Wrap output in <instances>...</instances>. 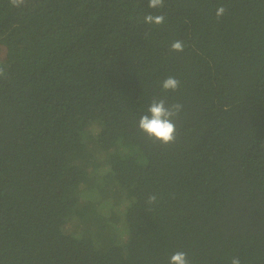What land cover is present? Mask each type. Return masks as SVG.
I'll use <instances>...</instances> for the list:
<instances>
[{
	"label": "trees",
	"instance_id": "trees-1",
	"mask_svg": "<svg viewBox=\"0 0 264 264\" xmlns=\"http://www.w3.org/2000/svg\"><path fill=\"white\" fill-rule=\"evenodd\" d=\"M0 264H264V0H0Z\"/></svg>",
	"mask_w": 264,
	"mask_h": 264
}]
</instances>
